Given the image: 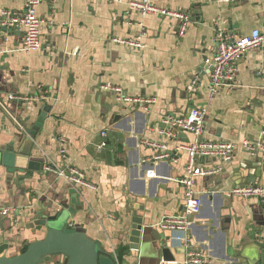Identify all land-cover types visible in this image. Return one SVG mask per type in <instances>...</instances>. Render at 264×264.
<instances>
[{"label":"crops","instance_id":"crops-1","mask_svg":"<svg viewBox=\"0 0 264 264\" xmlns=\"http://www.w3.org/2000/svg\"><path fill=\"white\" fill-rule=\"evenodd\" d=\"M132 1L141 0H43L38 14L52 15L54 25L42 30L40 50L23 51L19 32H0V99L5 103L0 105V141L18 151L31 140V157L46 158L57 171L79 168L94 186H73L76 194L54 170L11 175L0 166V200L16 209L0 219V244L42 238L47 228L31 225L46 207L64 201L74 211L70 226L81 224L119 264H184L189 248L174 242L158 223L182 210L178 178L187 153H181L179 163L144 164L153 150L143 140L161 139L164 115L206 106L204 137L234 141L237 149L220 173L197 179L202 208L193 218L190 247L204 251L207 264H259L264 259L263 205L258 198L228 192L254 181L264 186V152L241 147L244 139L259 140L264 130V45L249 50L237 62L235 79L216 93L209 88L204 61L215 51L217 27L236 35L256 28L264 32V0H151L191 17L183 36L179 19L142 16L130 9ZM24 6V0H0V10ZM114 37H141L143 46L116 43ZM105 85L157 101L144 111L118 102ZM10 93L37 100L9 101ZM26 130L35 136L28 138ZM102 131L108 144L99 150ZM193 140L184 131L165 139L186 145ZM251 176L256 179L249 181ZM136 214L153 226L151 241L161 237L158 244L171 248L174 261L131 249L126 228Z\"/></svg>","mask_w":264,"mask_h":264},{"label":"built area","instance_id":"built-area-1","mask_svg":"<svg viewBox=\"0 0 264 264\" xmlns=\"http://www.w3.org/2000/svg\"><path fill=\"white\" fill-rule=\"evenodd\" d=\"M237 3L241 0H223ZM23 10L1 9L0 10V32L13 30L19 32L22 38L21 50L35 51L43 48L42 30L50 29L54 25L52 15L48 18L38 14V8L43 0H24ZM131 10H136L142 16L158 14L161 16L177 18L180 21L178 35L183 36L192 22L191 17L182 11L160 7L151 0L132 1L129 4ZM145 33V32H143ZM116 43H124L133 47H142L141 37L135 40H124L114 37ZM216 48L213 54L206 56L204 64L209 73L210 90L216 93L221 87L227 86L235 79L237 62L251 49L260 48L264 45V32L259 28L252 30L249 34L236 35L226 32L222 27H217L215 33ZM104 89L115 93L117 101L120 103L137 104L142 110L148 111L149 106L157 101L152 96H127L122 88L118 86H102ZM189 92H193L192 89ZM43 93V91H42ZM43 95V94H42ZM43 99L45 95L42 96ZM9 101H19L20 103L34 104L37 98L8 94ZM0 105L5 103L0 99ZM208 110L206 106L191 107L183 115L166 114L161 119L158 133L159 140H143L144 145L153 150L150 157L142 159V163L157 164L162 161L179 163L181 153L185 151L187 158L183 166V171L178 181L183 187V207L182 210L173 215L165 216L158 226L169 231L172 240L189 248L184 264H207L208 255L201 250H193L190 247L191 225L194 216L202 208V199L196 190L197 179L200 177H212L223 170L225 164L233 159L237 149V144L231 140L211 139L204 137L206 131V116ZM184 131L194 136V140L189 144H170L165 139H175L176 133ZM104 140L98 145L101 150L107 146V132L102 131ZM243 150L251 153L264 152V130L259 140L244 139L241 142ZM211 160V161H210ZM217 162V163H215ZM47 172L53 170L64 176L73 186H87L94 188L86 180L85 173L76 167H69L67 171L56 170L52 164H46ZM228 195H235L241 198H258L264 210V186L254 181L246 185H240L228 192ZM16 211L15 208L5 205L0 200V219L8 217Z\"/></svg>","mask_w":264,"mask_h":264},{"label":"water","instance_id":"water-1","mask_svg":"<svg viewBox=\"0 0 264 264\" xmlns=\"http://www.w3.org/2000/svg\"><path fill=\"white\" fill-rule=\"evenodd\" d=\"M25 133L28 138L35 136L34 132L29 130ZM32 144L30 140L28 145L25 144L24 148L17 151L13 143L7 145L6 142L0 141V166L6 167L11 175L16 172L23 173L26 170L43 172L46 158L31 157ZM255 179V176H251L249 181ZM74 187L72 185V192L78 194L79 189ZM66 205L67 202L62 201L57 208L46 207L33 222L31 226L47 228L42 238L32 239L26 243H1L0 264H119L109 252L104 250L100 242L86 233L81 224L70 226L68 220L74 211H68ZM55 209L57 211L54 213ZM60 222L66 223V226L62 227ZM151 227L153 226L148 224L142 215L133 216L132 224L126 228L129 232L128 240L131 249L136 251L148 249L152 255L163 261H174L175 257L171 248L165 244H158L161 237L156 239L157 243L151 241L149 235ZM13 245L17 251L10 252ZM261 259L262 262L259 261V264H264V259Z\"/></svg>","mask_w":264,"mask_h":264},{"label":"rangeland","instance_id":"rangeland-1","mask_svg":"<svg viewBox=\"0 0 264 264\" xmlns=\"http://www.w3.org/2000/svg\"><path fill=\"white\" fill-rule=\"evenodd\" d=\"M68 219V217H67V215H66V220ZM50 224H54V223H52V222H49ZM60 225L62 226V227H65L66 226V223H62V222H60ZM70 228V227H69ZM47 264V263H46Z\"/></svg>","mask_w":264,"mask_h":264},{"label":"trees","instance_id":"trees-1","mask_svg":"<svg viewBox=\"0 0 264 264\" xmlns=\"http://www.w3.org/2000/svg\"><path fill=\"white\" fill-rule=\"evenodd\" d=\"M123 249H125V248H123Z\"/></svg>","mask_w":264,"mask_h":264}]
</instances>
